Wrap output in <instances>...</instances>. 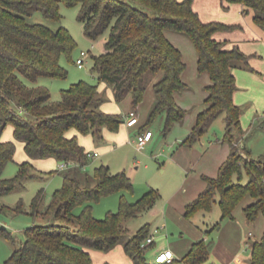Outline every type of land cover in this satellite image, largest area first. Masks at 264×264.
Segmentation results:
<instances>
[{"label":"trees","instance_id":"obj_1","mask_svg":"<svg viewBox=\"0 0 264 264\" xmlns=\"http://www.w3.org/2000/svg\"><path fill=\"white\" fill-rule=\"evenodd\" d=\"M241 3L252 10L257 26L264 29V0H226ZM195 0H0V127L13 125L16 138L25 144L31 160L53 158L60 163L74 164L61 169L62 188L56 190L49 206L40 211L43 191L32 200V212L54 216L56 224L33 226L26 230V239L14 250L11 264H94L90 250L109 252L124 244L133 264L150 263L147 257L152 245L143 247L150 226L145 224L129 237L127 222L149 211L160 193L151 189L135 202L122 195L118 212H108L100 220L92 214L94 203L114 193L133 192L131 176L123 170L112 173L102 165L90 176L85 173L88 154L76 140L68 136L71 128L81 133L93 130L100 136L103 126L118 131L124 122L119 115L102 111L103 98L99 87L80 81L62 91L54 102L49 89L36 85L41 77L67 78L68 71L60 60L71 56L76 41L70 31L29 21L36 10L54 20H62L61 4L80 6L78 20L85 35L96 41L107 35L104 51L94 55L93 71L101 82L109 85L116 100L129 95L137 108L153 83L155 101L148 122L165 115V131L184 120L187 111L176 100V94L189 90L184 81L186 63L183 54L168 39L167 31L188 36L198 52V70L207 73L206 108L181 145L193 147L208 132L214 121L223 116L224 140L231 144L227 161L217 177L205 176L206 188L186 206L185 216L192 219L199 212L212 213L217 200L221 220L233 219L234 210L247 197L253 201L244 207L249 222L264 216V154L253 157L246 146L234 137L242 131L243 110L235 103L237 90L235 69H252L250 58L237 44L217 39L219 33L241 30L239 24L205 22L194 8ZM77 64V61H76ZM31 82L32 84H29ZM236 140V141H235ZM16 145L0 139V174L14 160ZM13 178L0 177V196L15 190L27 179L37 178L31 161L21 163ZM60 171V170H59ZM246 171L248 182H242ZM83 206L81 214L75 209ZM4 209V208H3ZM24 212L22 205L14 209ZM220 223H217L216 227ZM0 234L13 240L11 232L0 227ZM212 243L204 240L193 244L181 261L164 264H202L208 260ZM249 264H264V234L251 243Z\"/></svg>","mask_w":264,"mask_h":264},{"label":"rangeland","instance_id":"obj_2","mask_svg":"<svg viewBox=\"0 0 264 264\" xmlns=\"http://www.w3.org/2000/svg\"><path fill=\"white\" fill-rule=\"evenodd\" d=\"M194 7L205 22L239 24L244 28L243 32L230 36L232 42L239 45L243 53L249 56L252 67V69L238 67L234 71L238 92L241 91L244 95L243 103L238 105L242 108L243 113L248 112L250 116L262 112L264 105V97L261 96L264 93V29L256 25L253 11H246L245 6L241 3H232L226 0H195ZM60 13L62 15L60 21L48 18L39 10L34 11L29 18L30 22L45 25L54 31L63 26L70 31L76 41V48L72 55H63L60 60L62 66L68 71L67 78L41 77L36 85L47 87L54 102L61 100L63 90L69 89L80 81L96 85L103 98L102 111L107 114L119 115L124 119L116 132L103 126L100 136L96 135L93 130L81 133L76 128H71L68 132V136L75 137L87 154L98 153L96 157H88L84 168L85 173L93 176L97 167L105 165L114 174L126 170L134 184L133 192L114 193L94 203L92 214L95 218L102 220L106 218L108 212H118L122 195L129 202H135L151 189H156L160 193L157 208H164L167 202L176 200V197L173 199L171 197L184 184L186 170L181 162L186 160L188 168L192 164H198L201 157L206 159V150L211 143L217 142L219 138L220 142L224 141L225 120L221 116L214 121L208 132L202 137V142L195 144L196 147L181 146L196 125L199 113L207 106V86L211 82L207 73H200L198 70V52L193 41L184 34L167 31V33H174L182 39L176 47L182 52L186 63L184 81L189 86V90L176 94L177 102L187 111L184 120L175 123L166 132L164 114H160L153 121L148 122L153 103H151V96L154 95L153 83L148 85L144 100L137 108L133 107L130 95L122 101L116 100L112 88L101 82L99 74L93 71V56L99 55L105 50L104 44L107 35L96 41L85 35L84 25L78 20L80 6L69 7L61 4ZM83 51L87 53V56L83 57L84 67L79 68L76 61L82 57ZM29 84L32 83L29 82ZM133 109L137 111L140 124L128 127L126 117ZM147 128L153 133V139L140 149L137 136L141 130ZM239 136L240 131L235 129L234 137L239 138ZM0 139L12 141L16 145L14 160L7 164L0 174L1 178L15 177L19 172V165L25 161H31L35 167L34 171H40L39 177L27 179L23 185H19L11 193L0 196V227L13 235V240H9L0 234V264H11L8 261L14 250L25 241L28 228L57 223L52 215L45 217L40 213L34 214L31 203L36 194L42 190L44 195L40 211L49 206L56 190L62 188L64 184V174L61 172V163L53 158L31 160L26 153L25 144L16 138L11 123H8L4 130H1L0 127ZM242 182H248L246 171H243ZM178 197L181 198L180 195ZM249 198H245L237 208L240 209ZM19 205H22L24 212L14 210ZM82 211L83 206H78L74 212L79 215ZM220 213L217 200L211 218L219 216L221 225L225 219L221 220ZM159 217V215L153 216L150 212H145L139 217L129 220L127 222L130 229L129 237L136 234L145 224L157 225ZM168 231L169 238L167 239L165 235ZM155 235V240L158 243H168L175 238L180 239V232L169 224L167 229L163 228L162 232ZM120 245L123 246V249L120 248ZM95 252H92L94 264H126L130 259L125 252L124 244L117 245L109 252L108 256Z\"/></svg>","mask_w":264,"mask_h":264},{"label":"crops","instance_id":"obj_3","mask_svg":"<svg viewBox=\"0 0 264 264\" xmlns=\"http://www.w3.org/2000/svg\"><path fill=\"white\" fill-rule=\"evenodd\" d=\"M243 31L244 28L229 33H219L216 37L220 40H228L230 42L229 45L231 46L232 44H235V42H232L233 40L230 39V36ZM166 35L176 46L178 45V42L182 40L174 33H166ZM239 92L237 87L234 95V101L236 104L243 103L244 95L241 91ZM263 95L264 93L261 94L262 97H264ZM154 101L155 93L151 96V103H154ZM138 124H140V120ZM241 128L242 131H240V136L239 138H236L237 142L242 146H246L253 157L263 155L264 105L262 112L254 116H250L248 112H244L241 117ZM145 130H149V128L143 129L140 132ZM199 142H202V138ZM194 147L196 146L194 145L191 148ZM230 151L231 144L225 140L222 143L219 138L217 142L211 143L206 150L207 157L205 160L201 157L198 164H192L189 168L187 167L186 160L181 162L183 168L186 170V175L184 178V184H182L183 186L178 188L171 197L172 199L176 197V200L167 202L165 207L161 209L157 208L156 203L153 208L147 211L153 216H160L157 225L148 223L150 226L149 236L154 237V242L149 247L147 253L150 263H155L154 260L156 254L164 249L173 250L175 261H181L190 252L195 242L204 240L207 243H212V247L208 260L202 264H249L251 243L254 240L261 239L264 234V216L261 215L256 221L249 222L244 213V207L253 201L251 197L245 201L240 209L236 208L234 210L233 219H225V221L217 227L216 225L219 223V216L212 219L211 215L213 212H199L192 219H188L185 216L186 206L194 201L206 188L207 182L205 176L217 177L221 166L229 158ZM179 195L181 198L178 197ZM221 215L222 214L220 213V218ZM168 224L180 232V239L175 238L168 243H158L155 240V234L162 232L163 228L167 229ZM165 236L167 239L169 238V231ZM120 248L123 249V246L120 245ZM92 252L90 251L91 255ZM109 252L95 253L108 256ZM126 264H133L131 258L127 260Z\"/></svg>","mask_w":264,"mask_h":264},{"label":"built area","instance_id":"obj_4","mask_svg":"<svg viewBox=\"0 0 264 264\" xmlns=\"http://www.w3.org/2000/svg\"><path fill=\"white\" fill-rule=\"evenodd\" d=\"M81 58H79L77 60V65L79 66V68H83L84 67V59L83 57L84 56H87V53L86 52H82L81 53ZM139 123V117H138V114H137V111L135 109H133L129 114L128 116L126 117V124L128 127H133V126H136L137 124ZM153 137V133L150 131V130H146V131H143V132H140L137 136V142H138V147L140 149L144 148L145 145L151 141ZM98 156V153L95 152V153H88V157L91 158V157H96ZM74 164H70V163H61L60 164V168L61 169H67L69 168L70 166H73ZM154 242V237L153 236H149L146 241L142 244L143 247H146L150 244H153ZM175 260V254L173 252V250L171 249H164L160 252H158L155 256V260L154 262L156 264H164V263H171Z\"/></svg>","mask_w":264,"mask_h":264}]
</instances>
